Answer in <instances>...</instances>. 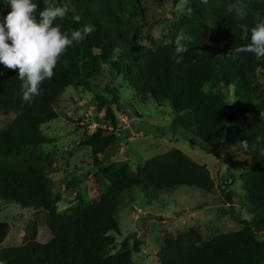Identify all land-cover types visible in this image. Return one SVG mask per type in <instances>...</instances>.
I'll use <instances>...</instances> for the list:
<instances>
[{
    "label": "trees",
    "instance_id": "obj_1",
    "mask_svg": "<svg viewBox=\"0 0 264 264\" xmlns=\"http://www.w3.org/2000/svg\"><path fill=\"white\" fill-rule=\"evenodd\" d=\"M179 0H175L178 2ZM75 7L81 16L77 23L70 11L54 22L62 31H94L84 40L67 48L60 57L51 79L40 85L41 94L32 102L21 99L18 69L0 65V111L14 112V119L0 128V199L24 208L44 210L52 237L38 239V221L30 223L24 242L2 246L11 225L0 221V264H135L128 245L116 249L121 230L114 212L124 191L134 186L167 194L182 185L213 192L216 181L206 164L196 161L184 150L174 147L138 165L128 162L100 166L101 155L119 143L113 97L96 94L104 123L95 132H85L84 145L90 147L95 165L108 186L91 203L81 202L69 213L58 210L61 194L55 192L51 172L57 170L54 158L42 148L49 142L43 126L58 117L56 107L69 87L92 88V80L104 67L103 51L113 71L128 83L133 95L142 102L154 99L173 107L174 124L190 132L207 148L241 144L251 168L242 173V205L252 214L243 228L204 239L198 227L168 234L158 252L159 264H264V88L257 75L264 71V60L254 54L231 53L245 46L251 28L264 16V0H243L247 15L238 19L228 12L234 0H209L199 5L188 0L191 15L184 12L173 23L169 41L157 48L140 46V34L158 20H150L142 0H57ZM39 8L44 0H36ZM4 15L10 11L0 2ZM192 37L189 52L181 63L175 60V37L180 30ZM247 30L248 39H243ZM223 87H234L229 102ZM226 203H233L235 191L222 190ZM134 249L139 251L135 243Z\"/></svg>",
    "mask_w": 264,
    "mask_h": 264
},
{
    "label": "rangeland",
    "instance_id": "obj_2",
    "mask_svg": "<svg viewBox=\"0 0 264 264\" xmlns=\"http://www.w3.org/2000/svg\"><path fill=\"white\" fill-rule=\"evenodd\" d=\"M188 0H142L150 20H158L138 39L140 46L156 49V43L169 41L173 23L186 12ZM104 67L99 77L92 80V88L69 87L58 103V117L43 126L49 142L42 146L55 161L57 170L49 174L55 192L61 194L58 210L69 213L81 202L91 203L100 191H106L99 167L111 163L128 162L138 165L174 147L180 148L196 161L206 164L216 181L213 192L195 186L182 185L167 194L134 186L124 191L114 212L120 227L116 249L128 245L133 250L135 264H159L158 252L168 234H178L198 227L204 239L219 233L243 228L242 221L250 220L242 201L244 191L240 176L251 168V160L244 155L241 144H223L217 150L207 148L187 130L174 124L175 113L169 103L158 104L154 99L140 101L133 95L124 78L112 70L108 53L103 51ZM264 88V71L257 75ZM227 100H234V87H223ZM115 91L119 104L112 103L117 118L118 144L101 155L100 166L95 165L90 147L84 145L85 132L93 133L104 123V111L98 109L95 95L111 99ZM14 112L0 111V128L14 119ZM236 193L233 203H226L222 190ZM38 221V239L47 242L52 233L46 224L44 210L24 208L0 199V221L11 225L2 246H19L24 242L27 226ZM264 239V232L260 234ZM135 243L140 250L134 249Z\"/></svg>",
    "mask_w": 264,
    "mask_h": 264
},
{
    "label": "clouds",
    "instance_id": "obj_3",
    "mask_svg": "<svg viewBox=\"0 0 264 264\" xmlns=\"http://www.w3.org/2000/svg\"><path fill=\"white\" fill-rule=\"evenodd\" d=\"M10 8L6 15L0 11V65L8 69H18V78L22 82L20 93L25 102H32L41 94L40 85L51 79L60 57L67 48L84 40L95 29L85 24L82 29L62 31L54 22L57 18L63 20L68 13H73L72 19L79 23L81 16L75 7L67 3L60 4L57 0H44L45 7L39 8L36 0H0ZM209 0H196L199 5H207ZM191 15L193 8H186ZM228 12L234 13L238 19L247 15L243 0H234ZM243 39H248L247 30ZM191 35L180 30L175 37V60L181 63L184 54L189 52ZM251 53L258 60H264V16L258 17L251 28L249 42L231 53L233 58L240 53ZM2 74V73H0ZM264 154V153H262Z\"/></svg>",
    "mask_w": 264,
    "mask_h": 264
}]
</instances>
